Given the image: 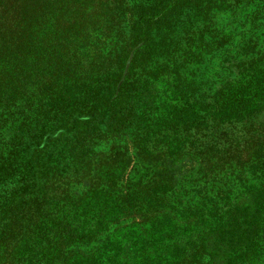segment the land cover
Here are the masks:
<instances>
[{
	"label": "trees",
	"instance_id": "16d2710c",
	"mask_svg": "<svg viewBox=\"0 0 264 264\" xmlns=\"http://www.w3.org/2000/svg\"><path fill=\"white\" fill-rule=\"evenodd\" d=\"M251 2L0 0V264H264Z\"/></svg>",
	"mask_w": 264,
	"mask_h": 264
},
{
	"label": "rangeland",
	"instance_id": "374dc122",
	"mask_svg": "<svg viewBox=\"0 0 264 264\" xmlns=\"http://www.w3.org/2000/svg\"><path fill=\"white\" fill-rule=\"evenodd\" d=\"M262 1L263 0H252L246 7L240 8L241 11L235 18L236 26L232 34L230 41L231 48L229 50V54L235 51L239 53L235 55V59L242 57L243 51L241 50H243L244 47L248 50L247 52H249L248 56L253 55L251 53L264 50V12L260 9ZM253 12L256 17L252 16ZM248 40H252L253 42L244 44ZM240 51L242 54H240ZM230 59L233 60V58ZM215 60L216 59H213L210 64L212 68L216 70L217 67L213 65Z\"/></svg>",
	"mask_w": 264,
	"mask_h": 264
}]
</instances>
